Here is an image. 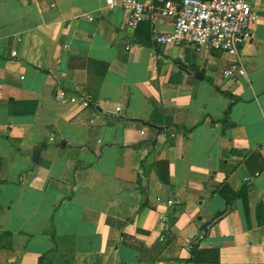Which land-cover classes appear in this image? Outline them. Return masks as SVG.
Segmentation results:
<instances>
[{
  "label": "crops",
  "instance_id": "obj_1",
  "mask_svg": "<svg viewBox=\"0 0 264 264\" xmlns=\"http://www.w3.org/2000/svg\"><path fill=\"white\" fill-rule=\"evenodd\" d=\"M137 1L0 0V264H264V0L237 55Z\"/></svg>",
  "mask_w": 264,
  "mask_h": 264
},
{
  "label": "built area",
  "instance_id": "obj_2",
  "mask_svg": "<svg viewBox=\"0 0 264 264\" xmlns=\"http://www.w3.org/2000/svg\"><path fill=\"white\" fill-rule=\"evenodd\" d=\"M159 3V15L172 21V31L157 35V45H190L209 53L237 55L239 47L251 39L250 25L258 19L249 0H159ZM105 4L107 8L121 7L131 30L152 9L150 3L137 0H105ZM87 19L92 21L91 17ZM224 75L232 78L244 75V71L232 67ZM55 99L63 105L79 104L82 108L90 104L86 95L77 96L64 90H58Z\"/></svg>",
  "mask_w": 264,
  "mask_h": 264
},
{
  "label": "trees",
  "instance_id": "obj_3",
  "mask_svg": "<svg viewBox=\"0 0 264 264\" xmlns=\"http://www.w3.org/2000/svg\"><path fill=\"white\" fill-rule=\"evenodd\" d=\"M228 96H229V95H228ZM229 97H230V96H229ZM227 114H228V111H226L225 116H227ZM159 167H160V166H159ZM160 179L162 180V182H163L164 184H168L167 175L163 177V175L160 173ZM192 255H193V253H192ZM39 264H41V259H40Z\"/></svg>",
  "mask_w": 264,
  "mask_h": 264
},
{
  "label": "water",
  "instance_id": "obj_4",
  "mask_svg": "<svg viewBox=\"0 0 264 264\" xmlns=\"http://www.w3.org/2000/svg\"><path fill=\"white\" fill-rule=\"evenodd\" d=\"M203 1H211V0H203ZM36 154H37V153L35 152L34 155L36 156Z\"/></svg>",
  "mask_w": 264,
  "mask_h": 264
}]
</instances>
